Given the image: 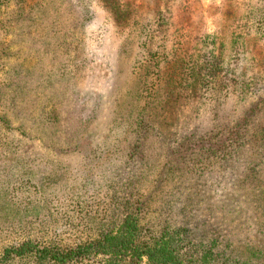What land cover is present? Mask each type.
Returning <instances> with one entry per match:
<instances>
[{
	"label": "rangeland",
	"instance_id": "374dc122",
	"mask_svg": "<svg viewBox=\"0 0 264 264\" xmlns=\"http://www.w3.org/2000/svg\"><path fill=\"white\" fill-rule=\"evenodd\" d=\"M261 15L264 0H0V264H148L3 256L66 251L128 212L144 240L181 229L191 261L264 264ZM212 46L236 82L184 91L178 69Z\"/></svg>",
	"mask_w": 264,
	"mask_h": 264
},
{
	"label": "trees",
	"instance_id": "16d2710c",
	"mask_svg": "<svg viewBox=\"0 0 264 264\" xmlns=\"http://www.w3.org/2000/svg\"><path fill=\"white\" fill-rule=\"evenodd\" d=\"M157 15V25H164L167 15L162 10L158 11ZM260 28L264 31V15L260 16ZM209 36L210 34L206 35V37ZM221 55L222 53H219L218 48L212 46L205 53L195 55L196 57L191 59L194 62L193 65H185L181 67V70L178 69L181 80L184 81V91L188 89L195 90L197 86H211L220 80H226V84L233 85L236 82V77H233L232 69L222 66ZM156 58V60L153 58V62L157 67L158 64H161V56L156 54ZM233 141V138L229 137L226 145L229 146ZM220 148L222 147L220 146ZM181 233V229L174 228L164 230L160 236L154 237L152 240L141 239L142 230L138 226L137 217L128 212L114 229L102 232L98 238L80 243L66 251L57 248L52 249L49 246L37 247L31 243H25L22 247L6 249L3 256L7 258L12 253L16 256L29 253L38 261L53 259L58 263H62L91 252H101L109 255L110 259L124 255L131 256L133 260L145 258L148 264H224V262L217 259L211 248H206L204 254L198 260L197 258L192 261L187 259L184 249L185 239ZM228 261L229 258L226 257V263Z\"/></svg>",
	"mask_w": 264,
	"mask_h": 264
}]
</instances>
